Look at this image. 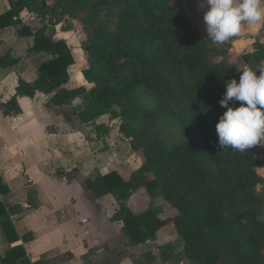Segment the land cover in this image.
<instances>
[{
    "label": "trees",
    "instance_id": "trees-1",
    "mask_svg": "<svg viewBox=\"0 0 264 264\" xmlns=\"http://www.w3.org/2000/svg\"><path fill=\"white\" fill-rule=\"evenodd\" d=\"M36 3L9 0L10 9L0 15V29L17 28L19 37L32 38L31 53L50 56L38 65L35 81L18 80L13 98L0 104L3 115L20 114L18 97L41 93L50 96L45 106L56 108L85 96L79 122L94 125L99 140L118 120L119 133L143 160L127 180L114 169L84 183L95 198H114L109 220L121 223L131 245L171 234L182 239L187 264H264V223L256 219L264 211V189L257 191L264 184L258 172L263 162L254 146L244 152L222 150L216 131L227 110L219 101L226 83L239 81L237 67L264 64L261 35L237 54L238 65L229 41L207 39V9H200V0H52L50 5L41 0L45 14L69 17L85 36L86 66L74 75L81 74L92 87L69 89L74 58L65 39L47 35L44 28L32 32L19 19ZM16 63L0 57L1 69ZM103 116L107 122L97 124ZM139 188L158 191L176 215L160 219L150 209L135 214L125 201ZM0 224L17 238L2 204ZM1 262L30 264L21 245Z\"/></svg>",
    "mask_w": 264,
    "mask_h": 264
},
{
    "label": "crops",
    "instance_id": "crops-1",
    "mask_svg": "<svg viewBox=\"0 0 264 264\" xmlns=\"http://www.w3.org/2000/svg\"><path fill=\"white\" fill-rule=\"evenodd\" d=\"M9 9V0H0V15ZM23 17L24 12L19 19ZM256 26L257 31H261L262 24ZM16 29H0V57L7 55L17 60L14 66L0 68V104L13 98L19 79L27 83L35 81L38 65L50 58L47 54L31 53L32 42L30 44L28 37H19ZM64 33L60 28L56 31L58 37L66 39ZM75 79L83 81L79 73L75 74ZM84 83L80 86L89 90L91 85ZM39 97L46 99L48 96L37 93L33 98L18 97L21 112L15 116H4L0 109V186L3 194L0 204L9 212L17 236L15 239L14 233L0 224V264L7 251L19 245L23 246L30 264H100L101 250L109 248V244L114 245L109 233L117 222H110L107 215L95 208V202L100 203L103 198H95L91 190L86 191L76 176L70 174L73 166L63 162L62 150L67 144L62 143L61 138L71 135L72 130L67 121L41 112ZM48 100L49 97L44 107L49 112L66 107L47 108ZM26 104L27 109L23 106ZM108 148L110 156L104 159L105 155H101L100 162L95 160L92 151L86 152L74 166L79 169V175L87 172L89 175L95 168L108 169L111 164L119 163L111 154L118 146L111 142ZM63 167L69 181L58 176ZM127 260L125 252H121L111 264H126Z\"/></svg>",
    "mask_w": 264,
    "mask_h": 264
},
{
    "label": "rangeland",
    "instance_id": "rangeland-1",
    "mask_svg": "<svg viewBox=\"0 0 264 264\" xmlns=\"http://www.w3.org/2000/svg\"><path fill=\"white\" fill-rule=\"evenodd\" d=\"M36 2L35 8L30 11H24V17L21 19L22 26H28L32 32H35L40 28H44L46 29L47 35H52L55 38H62L58 37L56 34V31L59 30V28L62 29L65 32L63 37L66 38L65 41L67 42V45L69 46L74 58V65L69 69V82L67 83L68 88L72 89L85 84V81L77 82L74 75L76 68H80V70H82L86 66L82 52L85 36L80 28L79 23L70 19L69 17L55 16L50 18L44 13V9L41 7V0H36ZM45 3L50 5L52 0H45ZM259 35H261L260 37L262 40H264V32H258L256 25L246 24L244 26L243 33L229 41L231 47L233 48L232 57L237 61L238 65H240V60L237 54L241 53L244 48L248 47L255 38L259 37ZM27 39L31 44L32 38L28 37ZM77 59L79 60L80 65ZM237 68L240 70V72L243 70L240 66ZM86 86L89 87L88 85ZM48 97H46V99L45 97H39L40 99L38 100V106L41 105L39 109L44 114L56 116L64 122L67 121L66 123L70 126L72 134H67L66 136L63 135L61 138L62 143L67 144H63L65 145L62 150L63 162L71 163L70 166L73 167L70 174H72L74 177L76 176L77 181L83 186L85 190L87 189L84 184L85 179L90 178V180H94L100 174V172L107 174L109 170H119V172L127 180L129 178V174L139 168L143 161L142 157L139 153H134L130 149L128 143L129 141L119 133L118 128L120 122L118 120L111 123L108 134L104 135L101 139L96 140L94 138L93 131L94 125L82 124L79 122L76 116L85 105L87 100L85 96L75 100L70 105H66V107L62 109L54 110V112H49L44 107V102ZM23 106L25 109L28 108L27 104ZM148 106L152 107V104H148ZM33 107L34 106H30V108ZM106 122L107 117L103 116L99 118L96 123L102 124ZM111 142L112 144H116V146H118V150L114 149L111 154L113 158L117 159L119 163L111 164L108 169L104 167H99V169L95 168L94 171L89 175L87 174L88 172L86 174L84 173L83 175H79V169L76 167L74 168V166L75 164H78L81 157H83L86 152L92 151V155L94 158H96L95 160H97V162H100L101 155L102 157L105 155L104 159H107L108 156H110V153H107V151L109 150L108 145ZM254 147L257 151V155L263 162V165L258 170V172L264 179V145L258 144ZM59 175L60 177H65L66 181H69L65 175L64 167L58 171V176ZM263 185L257 189L259 193L264 189ZM89 194L91 193L89 192ZM125 202L135 214H139L146 209H150L160 219H168L176 215L175 210H173L166 202L163 201L158 191H153L147 194L143 189L139 188L135 192H132ZM94 206L99 212H102L104 215L109 217L115 210L117 203L114 202L113 197L105 196L100 201V203L95 202ZM112 223L116 224V222ZM121 227V223L117 222L114 230H111V233H109L112 238L111 242L114 245L109 244V248L101 250L99 254L101 257L98 258V261L101 262L100 264H111L112 259L114 260L115 257L121 254V252H125L126 258L128 259L126 264H187V261L183 255L182 239L170 234L160 236L157 240L152 242L133 246L129 243V238L123 233ZM105 259H109V261H106Z\"/></svg>",
    "mask_w": 264,
    "mask_h": 264
},
{
    "label": "clouds",
    "instance_id": "clouds-1",
    "mask_svg": "<svg viewBox=\"0 0 264 264\" xmlns=\"http://www.w3.org/2000/svg\"><path fill=\"white\" fill-rule=\"evenodd\" d=\"M199 7L207 9L204 27L207 39L215 44L240 36L246 24H264V0H200ZM240 73L238 82L233 78L226 83L219 103L227 110L219 117L216 131L219 148L244 152L264 145V64L245 66ZM256 219L264 223V211Z\"/></svg>",
    "mask_w": 264,
    "mask_h": 264
},
{
    "label": "built area",
    "instance_id": "built-area-1",
    "mask_svg": "<svg viewBox=\"0 0 264 264\" xmlns=\"http://www.w3.org/2000/svg\"><path fill=\"white\" fill-rule=\"evenodd\" d=\"M3 202V194H2V191H1V186H0V203Z\"/></svg>",
    "mask_w": 264,
    "mask_h": 264
}]
</instances>
